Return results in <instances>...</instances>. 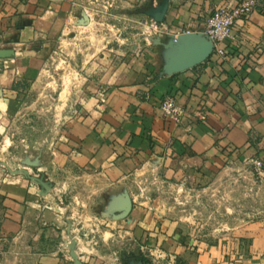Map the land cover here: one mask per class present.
Returning <instances> with one entry per match:
<instances>
[{
	"label": "crops",
	"instance_id": "1",
	"mask_svg": "<svg viewBox=\"0 0 264 264\" xmlns=\"http://www.w3.org/2000/svg\"><path fill=\"white\" fill-rule=\"evenodd\" d=\"M77 1L0 0L6 110L16 87L40 80L56 45L92 24L87 14V25L76 24ZM240 1L112 0L110 11L128 12V26L139 25L144 36L124 40L128 51L86 56L93 61L81 73L86 94L55 140L23 159L38 158L36 167H23L43 175L47 194L0 169V264H74L71 253L81 264H264L263 211L206 233L162 208L165 188L253 186L248 160H264V0L235 21L224 56L211 51L174 69L204 42L199 33L213 10ZM163 3L156 22L149 14ZM167 94L181 110L178 123L159 108Z\"/></svg>",
	"mask_w": 264,
	"mask_h": 264
},
{
	"label": "rangeland",
	"instance_id": "2",
	"mask_svg": "<svg viewBox=\"0 0 264 264\" xmlns=\"http://www.w3.org/2000/svg\"><path fill=\"white\" fill-rule=\"evenodd\" d=\"M77 2L74 12L78 17L76 24L83 13L94 18L92 24L88 28H77L72 32V40L67 43L60 41L56 45V54L46 61L40 80L35 84L27 83V89H14L13 106L9 110L0 99V169L5 174L21 175L12 174L8 169L22 168L25 157L31 159L32 154L55 140L65 116L86 94L79 89L82 87L81 73L85 72L86 65L93 62L86 59L87 55L101 51L112 53L113 49L125 52L132 45L124 40L131 35L144 36V29L139 25L128 26V12L110 11L112 0ZM159 34L158 29H152L151 35ZM245 171L253 186L246 187L244 183L237 182L238 188L222 187L203 192L177 190L175 187L162 189V208L166 214L197 223L206 233L226 231L230 226L251 219L252 213L264 212V180L257 178L252 167ZM223 178L229 179L226 175Z\"/></svg>",
	"mask_w": 264,
	"mask_h": 264
},
{
	"label": "built area",
	"instance_id": "3",
	"mask_svg": "<svg viewBox=\"0 0 264 264\" xmlns=\"http://www.w3.org/2000/svg\"><path fill=\"white\" fill-rule=\"evenodd\" d=\"M256 6V0H241L233 6H220L207 17L203 34L212 43V51L218 56L225 55V43L236 37L233 33L234 23L237 19L250 14ZM189 32V31H186ZM159 108L165 118L178 123L181 120V110L171 94L163 96ZM257 178L264 180V160L252 157L248 160Z\"/></svg>",
	"mask_w": 264,
	"mask_h": 264
},
{
	"label": "water",
	"instance_id": "4",
	"mask_svg": "<svg viewBox=\"0 0 264 264\" xmlns=\"http://www.w3.org/2000/svg\"><path fill=\"white\" fill-rule=\"evenodd\" d=\"M166 8V3H163L157 10L150 12V16L154 18L156 22H161L162 17L164 14ZM89 23L88 16L83 13L81 15V19L78 21L79 25H87ZM186 34H193V32H187ZM202 35L204 42L199 46V48L195 51H191L189 53L181 55V58L176 60L175 62V70L180 71L189 67H192L204 59H206L210 52L212 51V43L211 41L205 36L203 33H199ZM24 163L26 164L27 167H36L38 165V158H35L33 160H25ZM8 171L12 174H21L22 176L36 182L40 188L41 194H47L50 189L49 183L43 179V175L41 173H38L36 175H30L28 169L26 167L20 168L18 170H10ZM73 244H71V247ZM74 259V264H81L80 261L76 259V257L71 253Z\"/></svg>",
	"mask_w": 264,
	"mask_h": 264
}]
</instances>
